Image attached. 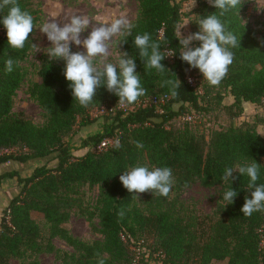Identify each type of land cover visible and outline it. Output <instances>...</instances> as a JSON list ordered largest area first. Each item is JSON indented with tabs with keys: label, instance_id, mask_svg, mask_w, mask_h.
I'll use <instances>...</instances> for the list:
<instances>
[{
	"label": "trees",
	"instance_id": "16d2710c",
	"mask_svg": "<svg viewBox=\"0 0 264 264\" xmlns=\"http://www.w3.org/2000/svg\"><path fill=\"white\" fill-rule=\"evenodd\" d=\"M135 27L119 51L135 58L136 72L146 94L138 99L167 97L153 107L125 106L105 86L96 90L93 101L82 107L73 100L69 82L63 75L65 62L44 57L37 70L38 81L30 83L26 94L43 112L44 123L35 125L23 113L13 112L14 97L26 79L23 63L34 52V34H29L23 49L14 50L7 43L2 23L7 8L0 12V170L9 163L24 165L51 156L53 167H36L27 177L17 170L0 171V185L5 179H16L18 194L3 210L0 218V264H41L39 255H52L59 264H148L155 257L159 264H264V211L245 217L240 211L245 196L251 198L249 178L238 172L232 184L222 181L225 168L260 165L257 184H264V133L260 135L253 122L237 121L243 116L245 103L264 110V35L242 20L243 4L219 17L226 30L233 32L239 47L230 49L233 63L219 86L203 80V91L188 82L190 72L197 71L180 59L175 27L183 19L182 5L193 0H135ZM196 8L188 17L193 32L198 21L219 10L208 0H196ZM22 11L29 12L38 26L41 10L31 0H18ZM149 33L159 42L167 56L161 63L163 74L155 69L145 72L138 50L133 47L136 35ZM195 46H199L197 42ZM12 58L13 71L5 72V61ZM119 71V70H117ZM181 82L179 95L173 98L165 79ZM228 123L206 135L177 121L187 114L205 115L211 109L213 91ZM232 103L222 104L224 97ZM213 99V98H211ZM206 100V101H205ZM203 101V102H202ZM106 108L101 131L80 142L83 152L74 154L67 139L74 128L93 124L94 109ZM112 110V111H110ZM264 127V116L259 119ZM119 140L120 147L115 148ZM105 141L110 144L98 150ZM143 144L136 147V142ZM10 151V152H9ZM135 166L169 167L174 184L167 197L150 192L132 198L119 180L124 171ZM194 184L218 190V203L212 216L200 218L186 205L180 194ZM97 188V196L85 202L82 189ZM237 191L234 202L225 205L222 195L231 188ZM123 210V216H119ZM41 214L46 234L32 219ZM72 215L84 217L90 231L99 238L91 242L76 239L63 227ZM62 241L72 252L57 249L53 241ZM138 244V245H137ZM146 249L149 257L137 252Z\"/></svg>",
	"mask_w": 264,
	"mask_h": 264
},
{
	"label": "clouds",
	"instance_id": "9594fccd",
	"mask_svg": "<svg viewBox=\"0 0 264 264\" xmlns=\"http://www.w3.org/2000/svg\"><path fill=\"white\" fill-rule=\"evenodd\" d=\"M195 2L196 0H193V6ZM208 3L219 10V16L215 12L206 18H201L197 23L199 31L187 36L182 34L181 29L188 23L178 24L175 27V37L179 40L180 59L190 68L198 69L203 80L210 86H219L234 60V54L230 49L239 47L240 41L233 32L226 30L219 17L237 9L238 6L241 7V0H208ZM5 8L8 11L3 15L2 23L7 30L8 46L14 50L23 49L29 34L36 28L34 17L29 12L21 10L18 0H0V12ZM90 23L87 16L81 15H72L64 23L55 20L43 23L38 29L46 34L51 44L46 48L45 53L49 60L57 59L65 62L63 75L69 82L73 100L80 106L87 107L93 101L96 90L101 86H105L109 93L119 97L117 104L121 107L132 105L146 94V89L141 86L140 75L136 72L135 58L129 56L128 52L121 51L116 63L108 62L107 57L113 37L131 36L135 25L124 16L94 27H90ZM89 28H91L90 33L81 39V34ZM196 41L199 42V46L194 47L193 42ZM126 42L127 39H121L117 45ZM70 44H75L77 47L82 45L84 51L72 52ZM32 46L37 48L36 44ZM133 47L138 50L145 72L155 69L163 74L167 68L161 61L175 54L168 52L165 55L160 43L153 42L149 33L136 35ZM13 65V59L8 58L5 61V72L11 73ZM167 71L171 72L169 69ZM161 86H168L170 95L175 98L179 95L181 82L177 77L175 80L168 78ZM120 146L117 140L115 148L118 149ZM136 147L142 148L143 144L137 141ZM259 171L260 165L254 161L235 168H225L221 177L222 181H230L231 184L237 179L233 175L234 172L249 178L247 188L251 198L245 196V202L240 209L245 217H251L254 212L264 211V184L256 183L259 179ZM119 180L129 193L134 194L132 196L134 199L145 192H150L153 196L167 197L174 184L172 169L169 167H154L150 170L147 166H135L124 171L119 176ZM237 194L232 187L225 190L222 195L223 201L226 202L224 206L232 204ZM123 214V210L118 213L121 217ZM99 264H104L103 260H100Z\"/></svg>",
	"mask_w": 264,
	"mask_h": 264
},
{
	"label": "rangeland",
	"instance_id": "374dc122",
	"mask_svg": "<svg viewBox=\"0 0 264 264\" xmlns=\"http://www.w3.org/2000/svg\"><path fill=\"white\" fill-rule=\"evenodd\" d=\"M33 5L36 8L41 10V20L36 27L34 40L37 48L34 52L28 57V59L23 63V66L27 70V76L20 89L16 92L14 97V106L13 112L23 113L27 119H29L35 125H42L44 123L43 112L38 106L32 102L27 94L26 90L30 83L37 82V70L41 64V61L44 57H48L45 53L47 47H50L51 44L47 40L46 34H43L38 29L40 25L45 22L52 20L57 21L58 23L67 22L72 15H81L87 16L91 23L90 27H94L104 22H111L112 20L119 18L121 16L126 17L130 22L134 20L137 12V3L135 0H31ZM245 10L242 13V20L244 23L249 24L256 32L258 37L264 35V0H241ZM196 8V3L193 6V1H188L182 5L183 19L181 24L188 23L184 28L181 29V32L184 36H187L190 33H194L188 14ZM91 31V28L86 30L81 34V39L85 38ZM118 38L119 36L113 37V41L109 47V56L107 61L111 63H116L120 58V51L118 49ZM193 42V46L197 43ZM70 49L72 52L84 51L83 46L77 47L75 44H70ZM189 78L192 80L194 85H197L198 92L202 95L203 91V76L199 70L190 72ZM216 91L214 90L211 94L209 100V108L211 111L205 115H198V117L193 122L183 121V117L177 121L178 126H188L191 128H196L202 131L204 134H208L212 129L223 128L228 123V118L225 116L224 112L221 110L219 105H216V100L214 99ZM206 101V100H205ZM231 97H224L222 104L232 103ZM203 102V101H202ZM101 109V108H99ZM99 109H94L90 113V117L96 121L93 124L80 127L77 125L74 128V134L70 136L67 141L72 148L74 154H80L83 151L79 149L80 142L82 139L94 135L97 132L101 131L103 125L104 113H101ZM106 110V108H104ZM244 114L237 121L238 123L242 121L253 122L257 125V131L260 135L264 133V127L259 124V119L264 116V110L256 105L245 103L243 105ZM197 115V114H196ZM10 152V151H9ZM55 159L53 156L43 159L30 161L24 165L9 163L1 172L17 170L20 175L26 177L29 176L34 168L41 166L53 167L55 165ZM84 193L85 202H91L97 196V188L89 189L84 187L82 189ZM141 196V193L139 194ZM218 190L216 189H206L201 187L199 184H194L189 188L182 191L180 194V199L188 205L190 208L194 209V212L200 218L204 216H212L216 205L218 203ZM32 219L40 226L43 233L46 234V225L44 223L43 217L41 214L33 213L31 215ZM73 237L78 240L91 242L95 239H98L99 236L93 234L90 231L89 224L84 217L79 215H72L69 221L63 225ZM54 246L57 249L72 252L62 241L55 239L53 241ZM142 253L145 254V258L149 257L148 251L142 249ZM38 260L41 264H59L56 263L52 255H39ZM149 260V259H147ZM11 264H19L17 261L12 260ZM148 264H159V262L152 257ZM212 264H226V262H213Z\"/></svg>",
	"mask_w": 264,
	"mask_h": 264
},
{
	"label": "built area",
	"instance_id": "2783aa9c",
	"mask_svg": "<svg viewBox=\"0 0 264 264\" xmlns=\"http://www.w3.org/2000/svg\"><path fill=\"white\" fill-rule=\"evenodd\" d=\"M189 80H191V79L188 77V82H189ZM189 83L191 85L195 86L193 84L192 80ZM167 99H168L167 97H160V98L153 97V98H150V99L140 100V101H137L133 107H130L129 110L132 111V109L134 107L139 108V107H147V106L148 107L157 106L158 103H162V102H164ZM121 109H123L125 111V108L124 107H121ZM99 111L101 113H104V114L107 112V110H105L104 108L99 109ZM110 111H112V110H110ZM197 117H198V115H196L194 113H191V114H187V115L183 116L182 119L185 122H193ZM109 144H110V141H105V142L101 143L97 149L98 150H101V149L105 148ZM135 248H136V251L137 252H141L142 253V250H139V248L137 246H135Z\"/></svg>",
	"mask_w": 264,
	"mask_h": 264
},
{
	"label": "crops",
	"instance_id": "0c3cea01",
	"mask_svg": "<svg viewBox=\"0 0 264 264\" xmlns=\"http://www.w3.org/2000/svg\"><path fill=\"white\" fill-rule=\"evenodd\" d=\"M18 191L16 179H5L2 181L0 185V218L3 210L8 206L9 201L18 194Z\"/></svg>",
	"mask_w": 264,
	"mask_h": 264
}]
</instances>
